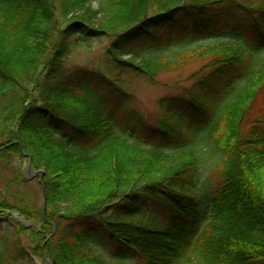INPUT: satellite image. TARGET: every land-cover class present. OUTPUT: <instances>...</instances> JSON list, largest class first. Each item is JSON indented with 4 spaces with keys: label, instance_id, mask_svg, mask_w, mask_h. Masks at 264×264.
Wrapping results in <instances>:
<instances>
[{
    "label": "trees",
    "instance_id": "16d2710c",
    "mask_svg": "<svg viewBox=\"0 0 264 264\" xmlns=\"http://www.w3.org/2000/svg\"><path fill=\"white\" fill-rule=\"evenodd\" d=\"M235 16L264 32V0H0V264H124L91 251L99 230L136 264L264 263V109L245 124L264 99V41L244 45V28L226 25ZM196 29L212 42L156 51L176 42L171 32ZM148 40L160 44L143 48ZM94 41L99 61L68 64ZM195 62L165 85L174 93L151 122L140 119L139 82ZM143 122L161 141L142 143ZM208 160L220 183L197 191Z\"/></svg>",
    "mask_w": 264,
    "mask_h": 264
},
{
    "label": "rangeland",
    "instance_id": "374dc122",
    "mask_svg": "<svg viewBox=\"0 0 264 264\" xmlns=\"http://www.w3.org/2000/svg\"><path fill=\"white\" fill-rule=\"evenodd\" d=\"M239 1H244V0H239ZM94 7L96 8V2H93ZM249 20L248 17L245 16H235V18L231 19V21H228L226 25L228 24L231 25L232 23H235V27H241L244 28L243 32L241 33L242 36V42H244V45L249 44L250 46H255V44L258 43L259 40L264 41V32H261L259 34L258 30H256L253 25H249ZM223 23V22H221ZM222 25H217V27H221ZM233 26V25H232ZM234 27V28H235ZM190 31H186L185 33H179V32H171L169 35L166 36V40H176V42H173L170 47L162 48L160 47L159 50H156L157 52L164 53L166 55H171L173 52H176L178 50H182L183 48L188 49L195 47L197 45H203V43H210L212 42L210 39H207L201 35L200 30H195L192 31V33H189ZM209 33V32H208ZM226 31L218 30L217 35H226ZM190 34L189 36L192 37L191 40H181L184 35ZM159 40H148V42H145V44L142 46L143 48L148 49L149 47H153L154 45H158ZM162 48V49H161ZM260 51L264 53V46L261 47ZM102 54V45H99V41H94V43L91 44L90 49H77L73 51L72 55L69 57L68 64L70 66L73 65H84L87 62L91 60H96L99 61L101 58ZM122 59H127L130 58V55H121ZM203 63L201 62H195L192 65L187 66L186 68H183L181 71H175L172 73H166V74H161V77H159L156 81L157 83L155 84H143L139 82L138 84V89H137V95L139 98V101L136 104V108L139 109V115L140 119L142 120H151L149 117L152 116V114L156 113V101L161 99L162 97L168 95L171 96L173 95L174 91L172 90H167L168 88L166 87L168 84L172 83V81L176 80H183L190 72H192L194 69L198 68L201 66ZM166 85V86H165ZM264 109V99L260 98L251 103L250 110L248 112V116L245 120V124L248 125L252 120H254L257 117V114L261 112V110ZM187 118L191 117V114L189 113H184ZM141 125V126H140ZM154 127L152 123H146L143 122L139 124L138 130L142 137L144 138L146 143H143L146 147H150L153 145V143L161 141V134L159 132L152 128ZM25 157V156H24ZM25 159V158H24ZM19 160V159H18ZM25 161V160H23ZM30 163V169H31V161ZM28 163V164H29ZM27 164L24 163L22 169L25 170V176L27 177V180L31 183V188L34 192H36V195L39 198V201H41L42 198V191L40 190V182H41V177H38V173L31 169V173H34V175L31 178H28V172H27ZM221 175V171L218 168V160H208V162L205 163V165L201 169V174L198 177L197 180V191H207L210 192L213 190L220 182L219 178ZM4 181H2V176H0V199L4 196ZM210 200V199H209ZM208 204V210L206 211L205 215L209 216V212L211 209V204L210 202ZM168 214V213H167ZM167 214H159L158 218L161 219V221H167L168 216ZM12 218L18 220L23 224L21 221L24 220L23 218L19 217L18 212H13L11 213ZM26 221V220H24ZM30 225L26 226H31V223L26 221ZM8 223L5 220H0V240H2V235L4 233V230L8 227ZM99 234L101 236V240H93L90 242V248L91 251L98 254L102 259H104L108 263H117L121 262L126 264V262H129L131 264H136L138 263L135 261V258L133 257V253L128 249L122 247V245L118 244L116 241H112L108 234H106L105 231L99 230ZM116 252V253H114ZM31 260L32 264H47V262L51 261H45L42 260L39 256L31 255ZM252 264H262V261H257ZM264 264V263H263Z\"/></svg>",
    "mask_w": 264,
    "mask_h": 264
},
{
    "label": "water",
    "instance_id": "95a60500",
    "mask_svg": "<svg viewBox=\"0 0 264 264\" xmlns=\"http://www.w3.org/2000/svg\"><path fill=\"white\" fill-rule=\"evenodd\" d=\"M22 154L24 155L23 151H22ZM27 172H28V178H31L34 175V173H31L30 163L27 166ZM21 221L23 222V224L30 225V224H28L26 221H24L22 219H21ZM47 264H50V262H47Z\"/></svg>",
    "mask_w": 264,
    "mask_h": 264
}]
</instances>
